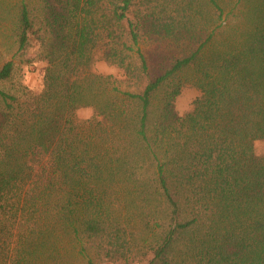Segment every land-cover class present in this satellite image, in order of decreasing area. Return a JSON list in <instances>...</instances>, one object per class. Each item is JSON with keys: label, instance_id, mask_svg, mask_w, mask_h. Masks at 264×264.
<instances>
[{"label": "trees", "instance_id": "1", "mask_svg": "<svg viewBox=\"0 0 264 264\" xmlns=\"http://www.w3.org/2000/svg\"><path fill=\"white\" fill-rule=\"evenodd\" d=\"M8 19L0 264H264V0H0ZM157 39L189 50L149 67ZM35 61L37 92L13 81Z\"/></svg>", "mask_w": 264, "mask_h": 264}, {"label": "rangeland", "instance_id": "2", "mask_svg": "<svg viewBox=\"0 0 264 264\" xmlns=\"http://www.w3.org/2000/svg\"><path fill=\"white\" fill-rule=\"evenodd\" d=\"M10 25V19L8 23H4L0 27V66L11 58V52L8 51V45L10 43L8 27ZM9 39V40H8ZM142 50L148 61L149 67H157L158 62L165 59L166 61L171 58L183 56L185 52H188L189 47L183 45L176 39L169 40H148L145 43L140 44ZM13 49L11 48V51ZM95 72L103 74H112L116 77L120 76V71L111 65L106 64L104 61H97L92 68ZM44 70V64L40 61H35L32 64L22 66L21 70L15 73L13 81H21L27 89L32 91H39L42 85V75ZM14 82H11L13 84ZM8 83L2 84L3 88L8 87ZM198 91L193 87H185L181 94L176 98L174 103V109L178 114H182L188 111L191 107L192 100L197 97ZM93 109L91 107H80L76 110V116L79 119H86L91 117ZM254 152L257 155H264V139H257L253 142ZM115 264V263H108ZM133 264H142L133 263Z\"/></svg>", "mask_w": 264, "mask_h": 264}]
</instances>
